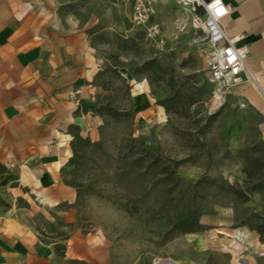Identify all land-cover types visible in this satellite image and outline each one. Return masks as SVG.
Segmentation results:
<instances>
[{
  "label": "rangeland",
  "instance_id": "rangeland-1",
  "mask_svg": "<svg viewBox=\"0 0 264 264\" xmlns=\"http://www.w3.org/2000/svg\"><path fill=\"white\" fill-rule=\"evenodd\" d=\"M58 1L62 11L86 30L92 45L106 55L105 75L97 81L103 90L100 106L133 113L121 119L105 115L97 140L101 146L81 149L82 157L70 166L88 231L106 238L118 264H264L259 235L241 226L253 214L258 216L253 222L264 223V189L251 190L256 184L264 187L260 116L241 108L230 94L214 111L210 95L204 105L193 106L185 116L167 115L158 101L170 94L169 89L154 86L146 75L134 72L157 58L174 67L187 86L212 87L207 47L194 35L187 13L170 1L168 18L175 20L167 37L168 51L160 54L132 23L131 10L121 0ZM155 17L161 23L157 11ZM126 40L133 42L126 45ZM143 149L169 164L183 162L177 169L182 183L170 197L162 193L170 187L156 186L139 199L132 179L125 180L127 189L122 186L118 169ZM203 175L223 178L246 190L251 193L249 201L206 186L193 190L190 184ZM189 210L198 212L207 230L167 241L165 235L175 217Z\"/></svg>",
  "mask_w": 264,
  "mask_h": 264
},
{
  "label": "crops",
  "instance_id": "crops-1",
  "mask_svg": "<svg viewBox=\"0 0 264 264\" xmlns=\"http://www.w3.org/2000/svg\"><path fill=\"white\" fill-rule=\"evenodd\" d=\"M170 1L155 8L162 24L154 16L168 45ZM224 2L233 7L225 31L248 46L246 64L264 89V0ZM62 6L0 0V264H118L82 220L69 166L75 136L99 139L103 90L94 82L107 58ZM230 95L260 116L264 139L257 87L244 83Z\"/></svg>",
  "mask_w": 264,
  "mask_h": 264
},
{
  "label": "trees",
  "instance_id": "trees-1",
  "mask_svg": "<svg viewBox=\"0 0 264 264\" xmlns=\"http://www.w3.org/2000/svg\"><path fill=\"white\" fill-rule=\"evenodd\" d=\"M129 41L133 42V40H126L125 44L127 45ZM134 72L146 75L154 86L163 85L169 89L170 94L163 100L158 101V105L165 109L167 115L178 117L187 115L193 106L197 104L204 105L212 92V87L208 88L204 85L195 84L187 86L185 83L186 79L179 78L176 75L174 67L163 65L157 58L144 62ZM104 75L105 72L99 73L94 84L98 85L97 81ZM97 112L101 117L108 115L113 119L133 117V113L119 111L111 106H107L106 108L99 106ZM99 146H101L100 142H93L90 138H83L78 134L72 142L73 157L69 161V166H74L78 162V159L82 157L80 153L81 149ZM136 155L132 160H125V165L117 171V177L124 180L121 183L126 189L128 185L125 180L129 181L132 179L133 183L136 184L139 199H144L147 195L151 194L153 188L156 186L170 187L166 191H162L165 197H170L174 190L180 187L182 180L177 176V169L183 165L182 161H171L169 164L162 157L146 149L141 150ZM70 182L78 191L79 199L77 205L79 206L80 191L72 180ZM190 185H192L193 190H198L203 186L216 188L221 193L234 195L241 202L249 201L251 196V193L244 189H237L223 178L210 177L208 175H203ZM263 189V186L256 184L252 186L251 190L254 192ZM257 217L253 214L249 219L241 222V226H247L251 231L256 232L260 237V242L264 244V223L253 222V218ZM205 230L207 228L200 223L198 212L189 210L175 217L171 223L170 230L165 236L167 237L166 240L170 241L179 235L198 234Z\"/></svg>",
  "mask_w": 264,
  "mask_h": 264
},
{
  "label": "built area",
  "instance_id": "built-area-1",
  "mask_svg": "<svg viewBox=\"0 0 264 264\" xmlns=\"http://www.w3.org/2000/svg\"><path fill=\"white\" fill-rule=\"evenodd\" d=\"M121 1L130 8L132 23L145 34L160 54L168 51L162 27L154 19L155 8L160 0ZM175 1L190 17L194 35L207 47L206 62L212 100L221 97L223 105L231 90L244 83L255 85L264 97L259 78L246 64L248 46L239 45L237 38H230L223 26V20L232 13L233 7L224 0ZM240 106L246 107L244 103H240Z\"/></svg>",
  "mask_w": 264,
  "mask_h": 264
},
{
  "label": "bare ground",
  "instance_id": "bare-ground-1",
  "mask_svg": "<svg viewBox=\"0 0 264 264\" xmlns=\"http://www.w3.org/2000/svg\"><path fill=\"white\" fill-rule=\"evenodd\" d=\"M222 103H223V98L221 97L214 98L212 101L211 110L214 111L218 109L222 105Z\"/></svg>",
  "mask_w": 264,
  "mask_h": 264
}]
</instances>
